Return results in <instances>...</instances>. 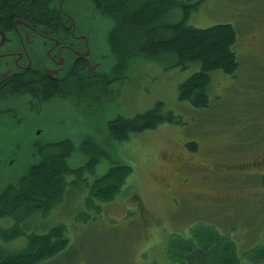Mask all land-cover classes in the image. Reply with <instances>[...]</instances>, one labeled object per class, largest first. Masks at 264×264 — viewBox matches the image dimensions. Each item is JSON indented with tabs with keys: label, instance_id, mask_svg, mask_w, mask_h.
Here are the masks:
<instances>
[{
	"label": "rangeland",
	"instance_id": "obj_1",
	"mask_svg": "<svg viewBox=\"0 0 264 264\" xmlns=\"http://www.w3.org/2000/svg\"><path fill=\"white\" fill-rule=\"evenodd\" d=\"M142 1L130 0L128 10ZM184 1L198 3L188 23L198 27L232 23L239 34L235 44L239 69L234 74L212 73V102L207 108L179 98V84L198 68L194 63L182 68L168 59L140 58L132 61L127 73L124 60L132 56V48L114 51L110 41L111 33L126 23V10L113 9L120 14L115 13V20L105 9L90 14L91 6L84 0L63 3L77 32L88 34L92 57L100 64L96 69L108 76L102 77L116 74L125 80L114 83L111 97L97 106L80 101L85 113L66 96L69 82L47 103L50 122L42 134L49 142L74 138L70 165L86 164L88 152L80 147L88 136L105 144L107 152L94 171H86L77 185H69L56 205L28 218L29 230L46 231L59 221L67 224V246L36 264H169L172 236L187 237L203 225L231 236L237 244L238 264H264L248 254L264 241V162L260 161L264 151V0ZM118 2L113 0V5ZM77 79L80 91L89 86L87 79ZM102 97L98 91L97 101ZM159 100L182 123L165 121L132 133L129 139L105 142L110 120L118 115L132 117ZM189 141L199 143L196 150ZM49 142L36 147L31 163L20 169L16 185L3 190L2 196L14 188L16 192L26 189L19 188L20 178L34 162L45 159ZM120 162L133 166L121 191L108 201L94 197L90 204L88 184ZM10 224V218H0V229ZM26 243L27 235L10 241L0 238V246L10 250Z\"/></svg>",
	"mask_w": 264,
	"mask_h": 264
},
{
	"label": "trees",
	"instance_id": "obj_2",
	"mask_svg": "<svg viewBox=\"0 0 264 264\" xmlns=\"http://www.w3.org/2000/svg\"><path fill=\"white\" fill-rule=\"evenodd\" d=\"M130 3V0H119L113 5V0H95L96 12L97 9L98 11L105 9L115 20L117 12L113 9L126 10V23L121 25L123 28H118L119 31L111 33L110 41L114 51L132 48V56L124 60L127 73L132 61H138L140 58L159 61L168 59L182 68L194 63L198 68L179 84V98L189 101L194 107H209L212 102L210 95L212 73L221 70L226 74H234L239 69L240 61L235 51V44L239 39L237 28L227 22L214 23L206 27L188 23L198 3L184 0H143L137 7L128 10ZM59 5L60 0H0V26H11L17 18L40 24H47V21H50L49 24L52 26H62L64 21ZM129 28L135 30L131 31ZM77 76L79 81L83 79L86 82L87 79L89 86L83 87L80 91ZM102 76L108 77L103 71L90 70L86 65L81 67V71L76 68L68 73L70 89H67L66 96L78 105L79 112L85 113L80 101L97 106V102L102 103L106 101L105 98L111 97L110 91H114V83L125 80V76L116 74L110 75L109 78ZM98 91L104 100L100 98L97 101ZM165 121L182 123L181 117L174 111L166 109L165 102L159 100L148 110L138 112L132 117L118 115L110 120L105 142L129 139L132 133L155 127ZM88 138L83 139L80 147L88 152L86 164L77 166L69 164L68 158L73 154L76 144L74 138L66 136L49 142L50 149L44 154L45 159L34 162L26 170L27 173L20 178L21 185L19 186V181L17 183L21 190L26 188L24 191L16 192L17 188L11 187L12 193L4 196L3 193L0 194V218L7 217L12 220L9 227L0 229V238L10 241L27 235L26 245L19 250L0 246V264H36L67 246L66 222L59 221L46 231L29 230L25 223L37 211L45 213L56 205L63 198L69 185H77L78 179H82L86 171H94L107 151L105 144L91 140L93 136ZM188 145L196 150L199 143L189 141ZM132 172L133 166L128 163L112 165L106 173L95 177L88 184L87 201L91 204L94 197H97L98 201L114 199ZM70 176L74 178L69 179ZM97 208L100 210L99 206ZM172 237L168 246L169 264L239 262L236 242L228 233H222L212 226L197 227L187 237ZM251 251L248 254L254 260H264V241L254 246Z\"/></svg>",
	"mask_w": 264,
	"mask_h": 264
},
{
	"label": "flooded vegetation",
	"instance_id": "obj_3",
	"mask_svg": "<svg viewBox=\"0 0 264 264\" xmlns=\"http://www.w3.org/2000/svg\"><path fill=\"white\" fill-rule=\"evenodd\" d=\"M91 1L84 0L86 6H91L88 12L97 14L92 4L95 1ZM63 3L62 26L23 18L11 26H0L1 194L14 186L22 166L33 160L36 147L50 141L42 131L49 126L47 103L51 104L52 94H58L61 85L68 83L66 77L73 69L81 71L83 65L89 69L97 62V57H92L88 34L77 32L78 27ZM261 156L263 163L264 151Z\"/></svg>",
	"mask_w": 264,
	"mask_h": 264
},
{
	"label": "water",
	"instance_id": "obj_4",
	"mask_svg": "<svg viewBox=\"0 0 264 264\" xmlns=\"http://www.w3.org/2000/svg\"><path fill=\"white\" fill-rule=\"evenodd\" d=\"M62 3H63V0L61 1V4H60V7L62 8ZM18 21H20L18 18L16 19V21L15 22H18ZM91 63V62H90ZM89 63V64H90ZM100 64L99 63H95L94 64V67H92V66H90V69L91 70H94V69H96V67H98Z\"/></svg>",
	"mask_w": 264,
	"mask_h": 264
}]
</instances>
